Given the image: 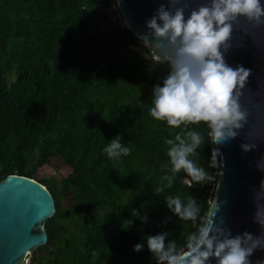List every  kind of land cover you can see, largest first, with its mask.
<instances>
[{"label":"trees","instance_id":"1","mask_svg":"<svg viewBox=\"0 0 264 264\" xmlns=\"http://www.w3.org/2000/svg\"><path fill=\"white\" fill-rule=\"evenodd\" d=\"M109 5L0 0V182L15 174L37 180L57 209L48 243L26 264H155L146 247L133 245L167 232L182 251L208 221L221 168L209 166L215 145L203 122L189 124L203 136L191 158L211 180L190 185L181 170L156 192L166 183L164 138L180 130L148 113L168 65L146 47L136 50L143 42L128 28L106 23ZM117 134L130 151L110 159L102 148ZM50 166L68 172L60 180L38 175ZM170 195L193 197L196 220L173 214L164 202Z\"/></svg>","mask_w":264,"mask_h":264},{"label":"clouds","instance_id":"2","mask_svg":"<svg viewBox=\"0 0 264 264\" xmlns=\"http://www.w3.org/2000/svg\"><path fill=\"white\" fill-rule=\"evenodd\" d=\"M176 2L168 0L167 6L161 3L157 7L146 21L148 32L156 42L152 46L143 42L136 49L151 46L157 50V62H167V74L152 86L148 113L154 120L180 129L172 137L164 138L168 159L161 164V170L167 169V172L160 179L166 183L157 187L156 192L170 188L181 170L187 178L184 182L190 185L211 180L205 169L191 158L198 155L203 136L187 126L203 122L212 145L223 144L237 136L247 116L239 103V89L250 70L243 65L228 64L225 55L238 20L243 18L253 26H264V0H207L195 8H190L189 0H183L181 6L173 8ZM121 141L119 134L113 136L102 152L110 159L127 155L130 149ZM255 147V144H240L243 152ZM221 165L222 154L219 148L213 147L209 166ZM256 167L264 171V156ZM261 200H264V179L260 180L253 198V221L264 230ZM164 202L179 219L196 220L199 209L193 197L182 201L179 195H170ZM139 218L147 222L146 215ZM167 237V232L146 234L143 243L133 245V251L146 247L155 264H212L213 260L215 264H249L253 250L264 248V234L254 236L245 231L232 235L230 230L208 222L201 223L195 233L188 235L182 251Z\"/></svg>","mask_w":264,"mask_h":264},{"label":"water","instance_id":"3","mask_svg":"<svg viewBox=\"0 0 264 264\" xmlns=\"http://www.w3.org/2000/svg\"><path fill=\"white\" fill-rule=\"evenodd\" d=\"M116 2L126 27L152 46L156 41L148 32L146 21L161 3L167 6L168 0ZM182 2L177 0L172 7L181 6ZM203 3L207 0H189L190 8ZM229 45L226 62L250 70L239 89V103L247 116L235 138L215 145L222 154V165L207 222L230 230L232 235L247 231L255 236L264 234L253 221V198L264 179V171L256 167L264 156V26H253L241 18L234 25ZM241 143L256 147L243 152ZM260 203L264 204V200ZM56 210L51 191L37 180L15 174L0 182V264H26L30 255L45 246L49 240L46 224ZM248 259L249 264H262L264 248L254 249Z\"/></svg>","mask_w":264,"mask_h":264},{"label":"built area","instance_id":"4","mask_svg":"<svg viewBox=\"0 0 264 264\" xmlns=\"http://www.w3.org/2000/svg\"><path fill=\"white\" fill-rule=\"evenodd\" d=\"M106 23H108L112 26H117L120 28H126L123 15L119 9V6H118L116 0H110V5L107 9ZM138 48L139 47H135V49H138ZM147 48L150 50V54H151L152 58L155 61H158L155 59V57L157 55V50L152 48L151 46H148Z\"/></svg>","mask_w":264,"mask_h":264},{"label":"rangeland","instance_id":"5","mask_svg":"<svg viewBox=\"0 0 264 264\" xmlns=\"http://www.w3.org/2000/svg\"><path fill=\"white\" fill-rule=\"evenodd\" d=\"M144 47L147 48L146 45H144ZM68 172V169H61L56 171L54 167L50 166V167H45L39 170L38 175L44 178H51V177H56L58 180H60L61 178H63ZM34 256V253L32 255H30V258H32Z\"/></svg>","mask_w":264,"mask_h":264}]
</instances>
